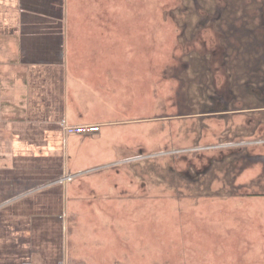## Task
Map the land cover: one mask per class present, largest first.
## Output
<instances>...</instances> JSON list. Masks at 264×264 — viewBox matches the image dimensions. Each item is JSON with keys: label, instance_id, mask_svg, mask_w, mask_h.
<instances>
[{"label": "rangeland", "instance_id": "1", "mask_svg": "<svg viewBox=\"0 0 264 264\" xmlns=\"http://www.w3.org/2000/svg\"><path fill=\"white\" fill-rule=\"evenodd\" d=\"M69 12L75 39L82 24L116 35L130 69L114 96L127 123L94 142L93 163L113 164L69 179L70 237L100 264L245 262L238 173L264 135V0H69Z\"/></svg>", "mask_w": 264, "mask_h": 264}, {"label": "crops", "instance_id": "2", "mask_svg": "<svg viewBox=\"0 0 264 264\" xmlns=\"http://www.w3.org/2000/svg\"><path fill=\"white\" fill-rule=\"evenodd\" d=\"M69 14V0H0V264H100L68 233V182L85 166L113 164L93 163L94 142L127 123L117 109L126 99L114 96L128 91L129 58L118 57L116 35L93 26L77 25L75 39ZM63 121L100 131L69 134ZM255 141L238 173L251 198L239 264H264V135Z\"/></svg>", "mask_w": 264, "mask_h": 264}, {"label": "built area", "instance_id": "3", "mask_svg": "<svg viewBox=\"0 0 264 264\" xmlns=\"http://www.w3.org/2000/svg\"><path fill=\"white\" fill-rule=\"evenodd\" d=\"M64 130L69 133H81V134H94L100 131V126L97 124L85 125V126H73L68 124L66 121H63L62 124Z\"/></svg>", "mask_w": 264, "mask_h": 264}]
</instances>
